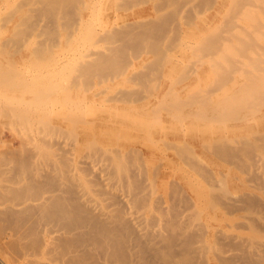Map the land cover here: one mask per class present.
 Instances as JSON below:
<instances>
[{"label":"bare ground","instance_id":"bare-ground-1","mask_svg":"<svg viewBox=\"0 0 264 264\" xmlns=\"http://www.w3.org/2000/svg\"><path fill=\"white\" fill-rule=\"evenodd\" d=\"M101 1L0 0V57L35 68L66 51L45 72L0 59V246L23 264H264V0H106L145 5L125 17ZM203 66L207 86L170 87ZM120 80L136 88L106 86ZM142 93L144 117L196 132L90 115ZM160 145L165 165L147 168Z\"/></svg>","mask_w":264,"mask_h":264},{"label":"rangeland","instance_id":"rangeland-1","mask_svg":"<svg viewBox=\"0 0 264 264\" xmlns=\"http://www.w3.org/2000/svg\"><path fill=\"white\" fill-rule=\"evenodd\" d=\"M101 5L99 4L98 6H97V11L99 10V16H100V14L102 13V12H104V13H107V14H110V15H112V13H114L115 12V10H114V8H115V6L113 5V4H111V2H107L106 0H102L101 2ZM102 3H103V5H102ZM105 4V5H104ZM227 4V5H226ZM228 4H229V1H225V6H228ZM133 5V6H132ZM102 6V7H101ZM129 6V5H128ZM128 6H126V8L128 7ZM131 6V7H130ZM129 6V8L128 9H126L125 7V10L124 9H119V8H115L116 10H117V13L118 14H120V15H124V17L125 16H127V15H130L131 14V12L133 11H138V10H140L141 8H144V6L145 5H134V4H131ZM101 7V8H100ZM114 7V8H113ZM101 10V11H100ZM3 12H1L0 13V18H3V16H4V14H5V10L3 9L2 10ZM124 11V12H123ZM211 12V11H210ZM2 14H3V16H2ZM207 13L206 12H204V15H206ZM2 16V17H1ZM199 17H203V13L202 14H200V15H198ZM111 17V21H113V16H110ZM238 23H243V21L240 19V18H236L235 19ZM199 23V22H198ZM200 24V23H199ZM200 28H203V25H200L199 26ZM4 30V28L3 27H1L0 28V37H2L3 36V31ZM30 43V41L28 40L27 42H26V44H29ZM79 44H80V42H79ZM78 44L76 43V45H72L73 47H70V49H67V54L68 55H72V49H74L75 47L74 46H77ZM62 45H60V46H58V47H56L54 50L52 49L50 52H51V55L54 57V62H52V63H50V64H48V62L46 61V60H44V61H40V62H36L35 61V68H32V65L30 66V65H28V64H30L29 62H30V58H28L27 57V59H25V60H22V59H20L19 58V55H17V54H12V55H14V56H9V55H2L1 57H0V59L3 61V62H5V61H14V63H16V64H18L17 66L19 67V69H21V70H37V72H40V71H42V72H45V69L47 70V69H52L51 67L53 66V69L52 70H57L58 69V65H59V63L57 62V59H59V58H61L62 56H63V54L64 53H66V51H65V49L63 48V50H62ZM179 53H178V52ZM53 52V53H52ZM174 53L173 54H175L176 56H177V61H178V63L180 64V66L181 67H183V64H185V65H188L189 63H190V61H192V60H195V59H197L196 57L194 58V56H195V54H193L194 56H191L192 54L190 53V51H181V50H176V51H173ZM186 52V53H185ZM185 53V54H184ZM188 53H190V54H188ZM178 54V55H177ZM172 55V54H171ZM179 55H180V57H179ZM184 55V56H183ZM191 57H190V56ZM182 57V58H181ZM6 59V60H5ZM145 59V58H144ZM182 59V60H181ZM29 62H28V61ZM186 60H188L189 62H186ZM26 61L28 62V64L26 63ZM21 62V63H20ZM23 62V63H22ZM31 62H32V60H31ZM193 62V61H192ZM57 63V64H56ZM194 63H196L197 65H194L193 64V68H195V69H198V68H200V64H199V62L197 63V62H195L194 61ZM21 64H22V66H21ZM25 64V65H24ZM53 64V65H52ZM199 64V65H198ZM48 66V67H47ZM57 66V67H56ZM27 67V68H26ZM50 67V68H49ZM186 67V66H185ZM43 68V69H42ZM55 68V69H54ZM202 68H204L205 70H204V74L202 73L201 74V78L203 79V81H205L204 83L206 84H204L203 82H202V79H200V81H193V82H188L187 80L186 81H181V83L180 84H173V82L174 83H176V76H178V74L176 73V74H166L164 77H162L163 78V81H162V78H160V81H159V83L160 84H162L161 85V89H163V88H167V87H169L170 85H171V81L172 80H174V79H172V78H174L175 77V80L172 82V84L173 85H171L170 87H175V88H177V89H182L183 87H186V86H190L191 85V88H193L194 90L195 89H197V88H201V87H205V86H207L208 84H209V82H208V80H207V78L208 77H210V74H209V69H208V67H206V66H203ZM182 69V68H181ZM209 70V71H208ZM168 77V78H167ZM170 77V78H169ZM208 84H207V83ZM115 83V84H114ZM170 83V84H169ZM199 83V84H198ZM114 84V85H113ZM126 84V85H125ZM159 84V85H160ZM164 84V85H163ZM169 84V85H168ZM114 86V88H118V89H124V90H130V89H135L136 87L133 85V84H130V83H127L125 80H124V82H122V80H120L119 82H117V81H115V82H111V84L110 83H107L106 84V86ZM168 85V86H167ZM185 85V86H184ZM119 86V87H118ZM125 86V87H124ZM183 86V87H182ZM199 86V87H198ZM97 87V86H96ZM95 87V88H96ZM99 88V89H98ZM98 88H96V90L98 89V91H100V90H106V87H105V84H101V86L99 85L98 86ZM190 88V87H189ZM82 89L83 88H81V87H79V88H77L76 90H74L73 91V93H74V95H75V97H77V98H80L81 99V97L83 96V95H85V91H82ZM79 91V93L78 94H76L78 91ZM84 90V89H83ZM221 93V92H220ZM217 94H219V93H217ZM77 95V96H76ZM80 95V96H79ZM142 95H143V93L141 94V96H140V98L142 97ZM144 96V95H143ZM143 99V100H142ZM142 99H140V100H138V101H136V102H133V103H131L130 105L129 104H127V106L126 105H124V108L122 109V107L120 106V105H116V104H109V105H105V104H101L100 105V108H97L98 110H91V113H90V115H92V114H94V115H99V114H103V115H107L106 113H105V111H107L106 110V107L107 106H111V107H114V108H117V109H119V112H120V110H124V117L125 116H129L130 114L133 116V117H137L138 119H141V117L142 118H145L146 120H153V121H158L157 122V127H154L153 128V131H155L156 133H159V135L158 136H160V135H164V133L165 134H169V133H187V134H191V133H194V132H196V130L194 131V129H195V125L194 124H192L191 125V127H193V129H191V127H190V130H188L189 129V127L186 129V127L187 126H184V127H179V124H174L173 122H172V120L171 119H169V117H168V115H166L163 111L162 112H157L158 110H155V112L156 113H154L152 116H146V117H144L143 115L144 114H142L143 112H144V109H139V108H142L140 105H142L143 103L142 102H145L144 101V98L142 97ZM106 106V107H105ZM132 106V107H131ZM140 106V107H139ZM104 107V108H103ZM108 108V110L110 111V113H112L111 112V109L109 108V107H107ZM133 108V109H132ZM136 108V109H135ZM157 108V107H156ZM133 110V111H132ZM138 110V111H137ZM143 112H142V111ZM263 110H264V107H263ZM100 111H102V112H100ZM135 111V112H134ZM98 112V113H97ZM118 112V111H117ZM134 112V113H133ZM136 113H139V115H137ZM113 114H115V113H113ZM135 114V115H134ZM142 115V116H141ZM149 115H151V114H149ZM154 115H155V117H154ZM154 118V119H153ZM162 119H163V122H162ZM161 121V122H160ZM3 123V122H2ZM2 123L0 124V125H2ZM160 124V125H159ZM170 124H172V125H170ZM3 125H5L4 123H3ZM1 126V127H4V126ZM168 125V126H167ZM175 125V126H174ZM178 125V126H177ZM7 126V125H6ZM160 126H162L161 128H160ZM170 126V127H169ZM172 126V127H171ZM188 126H190V125H188ZM253 126H255V124H253ZM169 127V128H168ZM168 128V129H167ZM181 128H182V130L183 131H180L181 130ZM155 129V130H154ZM165 129V130H164ZM18 130V131H17ZM174 130V131H173ZM175 130L176 131H178V132H175ZM193 132H192V131ZM162 131V132H161ZM180 131V132H179ZM12 133H13V135H12ZM23 133V134H22ZM13 136H14V139H15V141H14V143H13V147L15 148V147H18L19 146V141H20V139L24 136V130L23 129H18V128H11L10 129V131H9V135H6V137H5V139H7V138H9V139H7V140H10L11 138H13ZM19 137H21V138H19ZM164 149V147H162L161 145L160 146H158L157 147V150L159 151V153H158V151H156V154H154L155 155V158L154 159H151V161H146V165L145 166H147V168H149V169H151L154 165L156 166V165H161V166H164L165 165V161L162 159V156H163V154L165 153V151H163V149ZM162 149V150H161ZM167 153V152H166ZM168 154V153H167ZM160 155H162L161 157H160ZM159 158V159H158ZM198 158H201V163H206V164H211V160L209 161L208 159H211L208 155H202V154H200V155H198ZM157 160V161H156ZM159 160V161H158ZM156 163V164H155ZM150 165V166H149ZM176 165V164H175ZM158 187V186H157ZM158 191H161L159 188H158ZM1 247V246H0ZM2 248V247H1ZM0 248V263L1 264H23V262L20 260V259H14L13 257H11L10 255L11 254H9V255H6V253L8 254V251L6 252V250L4 249V248H2L1 249ZM5 250V251H4ZM2 254V255H1ZM6 256V257H5ZM5 257V258H4ZM8 258V259H7ZM13 259L14 260H16V261H13ZM4 261V262H3ZM9 262H11V263H9Z\"/></svg>","mask_w":264,"mask_h":264}]
</instances>
